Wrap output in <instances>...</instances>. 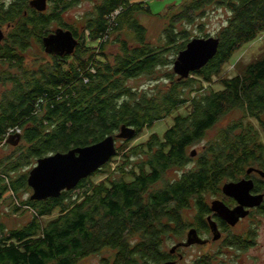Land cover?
Masks as SVG:
<instances>
[{
  "label": "trees",
  "instance_id": "1",
  "mask_svg": "<svg viewBox=\"0 0 264 264\" xmlns=\"http://www.w3.org/2000/svg\"><path fill=\"white\" fill-rule=\"evenodd\" d=\"M30 1L0 3V25L13 28L0 44V66L8 64L17 71L0 74V83L10 84L0 95V146L8 141L9 130L20 129V134L11 136L18 142L15 150L0 159V200L8 193L14 200L30 193L29 174L20 171L41 158L96 144L118 135L123 126L138 135L182 106L188 105L189 111L174 118L163 140L155 134L131 149V160L138 162L132 181L125 173L113 176L108 163L98 172L111 175L100 184L93 183L94 173L59 197L36 201L30 196L16 205L14 211L30 210L32 219L18 229H7L0 222V264H78L103 249L114 251V257L101 264L172 260L171 250L182 241L170 250L167 246L173 238H182L187 226L210 233L207 196L223 195V184L247 177L251 167L264 172V143L248 121L255 119L264 135V54L234 78L223 80V90L212 88L214 77L235 53L264 32V0H184L169 8L159 44L149 39L138 19L151 13L146 2L49 0L47 9L39 12ZM85 1L93 2V9L78 20L80 27L65 24L62 15ZM219 10L226 11L227 19L216 36L217 55L188 79H179L169 68L196 37L189 26L204 32L205 19ZM54 23L73 33L78 41L74 53L48 54L49 60L26 67L22 55L32 44L45 51L43 39L55 31ZM158 69H166L164 89L128 85ZM231 114L241 116L200 153L195 151L193 169L162 189H153L165 173L186 164L189 147ZM255 187L263 191L264 182L257 180ZM75 191L79 193L74 195ZM192 209L195 224L189 225L182 213ZM57 210L58 217L44 225L41 220ZM258 213L264 214V204ZM224 245L241 250L254 242L232 235ZM196 264H212V258H200Z\"/></svg>",
  "mask_w": 264,
  "mask_h": 264
},
{
  "label": "rangeland",
  "instance_id": "2",
  "mask_svg": "<svg viewBox=\"0 0 264 264\" xmlns=\"http://www.w3.org/2000/svg\"><path fill=\"white\" fill-rule=\"evenodd\" d=\"M12 0H0V3H10ZM136 2H146L151 8V13L149 15L140 14L138 16L139 22L146 28L147 35L149 39L156 44L160 43V38L162 31L166 26L167 18L166 14L169 12L170 7L177 8L182 5L184 0H135ZM93 9V2L85 1L78 6L71 9L68 13L62 15L63 22L68 25H76L80 27L78 22L79 19L85 16L89 11ZM227 19V13L225 10L216 11L210 17L208 16L204 23V32L210 37H216L219 29L225 25ZM1 30L7 37L9 33L13 30L8 25H0ZM53 30L60 27L58 23L52 25ZM188 30L194 38H206L198 28L189 26ZM192 40V39H191ZM190 40V41H191ZM90 45V42H88ZM91 47H98V44H91ZM264 54V32L261 33L254 41L243 46L239 51L235 53L233 58L224 65L220 75L214 77V83L212 88L215 91L223 90L222 81L226 79H232L245 69V67L256 60L260 59ZM49 56L40 45L32 44L31 48L22 55L24 65L29 68H34L37 63L49 60ZM176 60V59H175ZM0 66V74L9 76L16 74L15 69H11L8 64ZM166 69H158L156 73L152 76H142L128 82V85L139 89V90H150V89H164V71ZM173 72V65L169 68ZM10 88V84L0 83V95L4 91ZM189 111V106H182L175 110L172 114L167 116L164 120L154 123L151 127L145 128L138 135H136L127 141L118 140L116 142L117 153L110 160V167L113 176H121L125 173L127 181H132L131 172H138L136 165L137 160H131V149L145 144L152 135H157L159 139H164V134L169 130L174 123V118L178 115L186 116ZM241 114H231L227 117L221 119V121L216 125V127L210 130L205 138L198 142L197 144L191 146L187 150V155L189 160L182 167H175L165 173L162 179L153 186V189H162L167 183L172 182L182 174V172H187L196 166L197 155L191 158L189 155L192 151L201 152L202 148L209 142L215 140L221 129H224L234 118L240 117ZM249 123L253 124L254 127L260 132L261 141L264 143V135L260 128L259 123L255 119H249ZM13 137H10L7 142H4L0 146V159L5 156L10 155L16 148L14 144ZM136 159V158H134ZM108 164V163H107ZM133 164V167H131ZM32 165L30 168L20 171V173H28L35 167ZM104 170H106L104 168ZM145 171L149 172V168H145ZM111 175V173H109ZM109 174L105 172H95V176L92 178L93 183L100 184L103 182ZM180 174V175H179ZM112 176V177H113ZM116 178V177H114ZM243 177H241L242 179ZM79 191H75L74 195L78 194ZM33 194L32 190L30 193H21V199H12L11 193L5 195L3 200H0V222L3 223L7 229H18L28 223L32 219V212L30 210L21 208L19 212L14 211L16 205H20L22 201H25ZM217 199L224 202L230 203V199L223 195L219 196H207V203L209 205ZM59 215V210L55 211L51 216L43 218L41 221L45 225L49 221L57 218ZM196 211L187 210L182 213V219L187 224H192L195 222ZM192 226H187L185 232L180 239H172L167 246L168 250L175 245V243L186 241L187 234ZM249 233V234H248ZM202 238L209 239L211 241L208 245H198L190 248H183L177 251L174 256V261L176 264H196L200 258L209 256L212 258V264H264V214L254 212L249 219L241 221L234 229L222 232V240L218 243L212 242V237H209V233L204 231L201 232ZM232 235L243 236L249 238L254 242L253 246L245 249L239 250L236 247L230 248L224 245V242ZM248 235V236H247ZM165 247V246H164ZM114 257V251L110 249H103L99 253L92 254L86 258L81 259L78 264H101V261L105 258L112 260ZM181 257V258H180Z\"/></svg>",
  "mask_w": 264,
  "mask_h": 264
},
{
  "label": "water",
  "instance_id": "3",
  "mask_svg": "<svg viewBox=\"0 0 264 264\" xmlns=\"http://www.w3.org/2000/svg\"><path fill=\"white\" fill-rule=\"evenodd\" d=\"M48 2L49 0H31L30 7L44 12L48 7ZM4 39L5 35L0 29V44ZM77 44L78 41L73 33L63 28L56 29L43 39L45 51L50 55H72ZM219 45L220 39L213 36L192 39L174 61V74L179 79H188L192 73L201 70L217 55ZM136 133L132 127L123 126L118 135L109 136L96 144L39 159L28 176V186L33 191L31 200L56 198L64 191L75 189L81 180L100 170L116 155L117 139L129 140ZM195 155L196 152L193 151L191 157ZM254 170L253 168L249 169L247 175H250ZM259 173L264 178V174ZM253 189L254 181L252 179L224 183L222 193L226 197L234 199L238 205L234 209H230L223 202L217 200L212 203V212L220 214L230 227H235L241 219L250 215L251 209H257L264 204V195L252 194ZM208 223L213 235L212 242L221 240L222 233L211 216L208 217ZM209 242L211 241L201 238L196 229H191L187 234L186 241L175 245L171 254H174L180 247L190 248L194 245H206ZM162 264H176V262L166 261Z\"/></svg>",
  "mask_w": 264,
  "mask_h": 264
},
{
  "label": "flooded vegetation",
  "instance_id": "4",
  "mask_svg": "<svg viewBox=\"0 0 264 264\" xmlns=\"http://www.w3.org/2000/svg\"><path fill=\"white\" fill-rule=\"evenodd\" d=\"M11 28V27H10ZM0 29H1V27H0ZM4 41V40H3ZM251 168H253V169H255L250 175H247V177H244V178H242V179H252L253 181H254V189H253V191H252V194H255V195H258V194H263L264 195V190L263 191H257V189H256V181L257 180H261V181H263L264 182V178L260 175V173L259 172H261V173H263L264 174V172H263V170H261L258 166H255V167H251ZM224 195V194H223ZM225 196V195H224ZM226 197V196H225ZM228 198V197H227ZM228 199H230V203H228V202H224V201H222V200H219V201H221V202H223V204H225L227 207H229L230 209H234L238 204H237V202L234 200V199H232V198H228ZM217 201V200H216ZM213 203V202H212ZM212 204L210 205V210H211V212H210V214L208 215L209 217L211 216L212 217V219L218 224V227H219V230L221 231V233L222 232H224V230L225 231H227V230H231V229H234V227H230L225 221H224V219L221 217V215L220 214H218V213H214V212H212ZM254 212H257L258 213V208L257 209H251L250 210V215L248 216V217H246L245 219H249V217L251 216V215H253L254 214ZM208 218V217H207ZM245 219H241L240 221H239V223H241V221H244ZM206 221L208 222V219H206ZM222 223H225V226H224V228H221V226H220V224H222ZM238 223V224H239ZM195 224V222L193 223V225ZM237 224V225H238ZM236 225V226H237ZM208 226H209V229H210V225H209V223H208ZM235 226V227H236ZM191 229H196L197 230V232L199 233V231H198V229L196 228V227H191L190 228V230ZM199 235H200V237L202 238L203 236H202V234L201 233H199ZM209 237H213V235H212V233H211V230H210V233H209ZM204 239V238H203ZM209 240V239H208ZM221 240H222V238H221ZM221 240H219V241H221ZM219 241H217V242H213V243H218ZM184 242V241H183ZM211 242H209L208 244H210ZM208 244H206V245H208ZM194 246H198V245H194ZM194 246H192V247H194ZM201 246H204V245H201ZM169 261H174V259H172V260H169ZM175 262H177L176 260H175Z\"/></svg>",
  "mask_w": 264,
  "mask_h": 264
},
{
  "label": "built area",
  "instance_id": "5",
  "mask_svg": "<svg viewBox=\"0 0 264 264\" xmlns=\"http://www.w3.org/2000/svg\"><path fill=\"white\" fill-rule=\"evenodd\" d=\"M14 134H20V129H11L6 135V138L9 139Z\"/></svg>",
  "mask_w": 264,
  "mask_h": 264
}]
</instances>
